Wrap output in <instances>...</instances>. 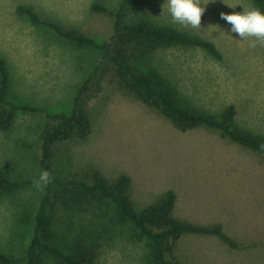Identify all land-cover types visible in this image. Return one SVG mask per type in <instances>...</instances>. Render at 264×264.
I'll list each match as a JSON object with an SVG mask.
<instances>
[{
    "label": "rangeland",
    "instance_id": "374dc122",
    "mask_svg": "<svg viewBox=\"0 0 264 264\" xmlns=\"http://www.w3.org/2000/svg\"><path fill=\"white\" fill-rule=\"evenodd\" d=\"M119 1L0 0L7 98L40 111L16 112L9 127L0 130V176L26 183L0 191V251L17 259L24 256L39 202L50 196L47 187L58 189L72 177L88 182L97 173L108 181L128 177L127 194L136 211L172 191L173 216L197 226L219 224L239 245L232 249L214 236L184 235L171 255L178 264H264V152L247 150L205 127L178 130L127 91L95 50L34 26L15 11L31 6L40 18L102 43L112 34V18L93 13L91 6L112 11ZM242 2L201 0L206 8L202 19L220 29L213 28L214 37L201 38L216 46L221 62L200 49L173 46L155 49L147 64L188 107L218 115L231 105L236 126L264 136V46L250 48L254 38L241 41L220 19L222 12L244 11ZM163 5L168 10L166 1ZM165 13L167 24L173 23L169 11ZM96 69L98 83L81 102L88 133L53 145V181L39 191L33 180L42 172L36 160L43 112L68 113L77 89ZM90 203L48 205L45 215L49 219L51 212L52 228L66 242L93 247V264H148V243L135 240L128 225L115 221L113 206L97 198ZM39 264L55 263L44 257Z\"/></svg>",
    "mask_w": 264,
    "mask_h": 264
},
{
    "label": "trees",
    "instance_id": "16d2710c",
    "mask_svg": "<svg viewBox=\"0 0 264 264\" xmlns=\"http://www.w3.org/2000/svg\"><path fill=\"white\" fill-rule=\"evenodd\" d=\"M166 0H120L114 10L101 4H93L91 11L96 14H108L112 18V34L107 41L97 43L79 32L66 29L53 20L39 17L31 6H18V15L27 17L34 26H42L57 36L77 45L95 50L101 56L106 68L113 71L121 85L147 106L157 109L160 114L180 131H189L199 127L215 130L230 142L255 153H263L264 136L253 134L234 123L233 106H226L218 115H211L188 107L179 98L177 92L164 81L159 73L147 62L150 55L159 47H188L204 51L212 60L222 61V55L209 40L201 37H214L213 25L201 19V28L183 27L178 23L167 24ZM233 2V0H230ZM245 10L258 8L264 13V0H243ZM244 8V7H243ZM238 13H243L239 9ZM236 12V10H235ZM208 13V12H206ZM234 13V12H233ZM86 78L76 91L72 109L68 113L43 112L45 121L42 127L39 145V157L36 160L41 171L51 173L50 160L53 145L67 142L74 137H83L88 133L86 118L81 110V102L89 96L90 86L97 85L98 72ZM8 73L4 61L0 58V130L9 127L16 112L40 113L28 106L19 105L7 98ZM86 179L73 177L55 190L47 187V195L39 202L34 218L31 240L21 259L0 251V264H39L48 258L55 264H93V247L84 241L66 242L58 236L50 223L45 210L48 205L64 206L69 203L91 205L92 199L109 202L115 212L117 223L128 225L137 241H146L150 250L148 264H178L172 260L176 242L184 235L214 236L227 247L239 248V245L226 236L219 224L197 226L181 221L173 216L175 195L165 192L153 204L136 211L129 200L128 177L121 175L108 181L100 174L92 173ZM26 183L0 176V191L10 192ZM71 188V189H70ZM53 200L55 203H49ZM50 207V208H51Z\"/></svg>",
    "mask_w": 264,
    "mask_h": 264
},
{
    "label": "clouds",
    "instance_id": "9594fccd",
    "mask_svg": "<svg viewBox=\"0 0 264 264\" xmlns=\"http://www.w3.org/2000/svg\"><path fill=\"white\" fill-rule=\"evenodd\" d=\"M166 3L174 23L185 28L189 26L201 28V19L206 10L205 7H201V0H166ZM220 19L231 25V33L237 34L241 41L247 42L249 38H254L249 43L250 48H255L258 44L264 46V13L258 8L251 7L243 13L225 14L222 12ZM211 28L219 29V26ZM261 149L264 150V145H261ZM52 181L51 173L44 170L38 179L33 180V187L43 191Z\"/></svg>",
    "mask_w": 264,
    "mask_h": 264
},
{
    "label": "bare ground",
    "instance_id": "6f19581e",
    "mask_svg": "<svg viewBox=\"0 0 264 264\" xmlns=\"http://www.w3.org/2000/svg\"><path fill=\"white\" fill-rule=\"evenodd\" d=\"M58 0H56V2H57Z\"/></svg>",
    "mask_w": 264,
    "mask_h": 264
}]
</instances>
